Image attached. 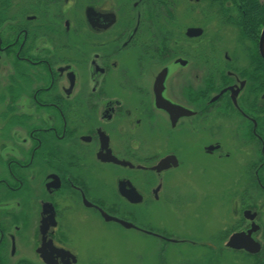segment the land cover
<instances>
[{"label":"flooded vegetation","instance_id":"flooded-vegetation-1","mask_svg":"<svg viewBox=\"0 0 264 264\" xmlns=\"http://www.w3.org/2000/svg\"><path fill=\"white\" fill-rule=\"evenodd\" d=\"M161 1L0 0V264H108L94 226L136 264H264V22ZM208 158L236 183L174 182Z\"/></svg>","mask_w":264,"mask_h":264},{"label":"rangeland","instance_id":"rangeland-1","mask_svg":"<svg viewBox=\"0 0 264 264\" xmlns=\"http://www.w3.org/2000/svg\"><path fill=\"white\" fill-rule=\"evenodd\" d=\"M192 17L194 16H188V19L185 21L186 27L189 23L191 24V22H193ZM209 29L208 33H211L212 30ZM241 161L240 159H232L216 163L215 160L210 161L208 158L200 161L197 167H192L191 170H189V166H186L184 170L174 176V182L178 184L184 182L186 184L191 183L207 190L211 187H217L219 194L221 185H232L236 183L238 178L237 169H240L243 164ZM207 195L209 194L207 193ZM212 199H214V197H212ZM211 209L215 210L213 205ZM207 215H209V212L205 211L202 216L207 217ZM163 216L164 214L162 213L159 216L153 215L154 221L159 220V222H161ZM182 217L184 216L181 215V213L173 214L170 212L166 220H168L171 228L176 232L183 231V228L193 229L196 226L192 216L190 218L185 217L184 220H182ZM81 232L84 233L83 236H86V245L91 247L93 249L92 252H96L95 254H104L108 258V264H136V252L142 254L140 249L144 248L140 243H134L133 245L125 244L120 238L117 239L115 237L106 236L108 238L105 239L100 229L97 227L95 228V226L93 228L86 227L85 230L81 229ZM100 247L101 249H98ZM142 264H144V262Z\"/></svg>","mask_w":264,"mask_h":264},{"label":"trees","instance_id":"trees-1","mask_svg":"<svg viewBox=\"0 0 264 264\" xmlns=\"http://www.w3.org/2000/svg\"><path fill=\"white\" fill-rule=\"evenodd\" d=\"M156 1V0H155ZM161 1V0H160ZM234 5L239 6L245 16H239L234 20V24L240 35H254L258 33L259 26L264 22V6L259 4V0H233ZM162 2V1H161Z\"/></svg>","mask_w":264,"mask_h":264},{"label":"water","instance_id":"water-1","mask_svg":"<svg viewBox=\"0 0 264 264\" xmlns=\"http://www.w3.org/2000/svg\"><path fill=\"white\" fill-rule=\"evenodd\" d=\"M201 31L200 30H194V29H190L187 31V37H199L201 35ZM259 51H260V55L264 60V28L263 31L261 33V37H260V42H259ZM166 161H164V163H166ZM236 238V237H235Z\"/></svg>","mask_w":264,"mask_h":264}]
</instances>
